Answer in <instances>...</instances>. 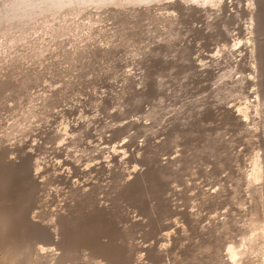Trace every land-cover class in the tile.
<instances>
[{
  "label": "rangeland",
  "instance_id": "374dc122",
  "mask_svg": "<svg viewBox=\"0 0 264 264\" xmlns=\"http://www.w3.org/2000/svg\"><path fill=\"white\" fill-rule=\"evenodd\" d=\"M5 1L3 252L19 248V264H224L233 249L235 264L264 260V178L250 181L264 161V0L77 1L58 15Z\"/></svg>",
  "mask_w": 264,
  "mask_h": 264
},
{
  "label": "bare ground",
  "instance_id": "6f19581e",
  "mask_svg": "<svg viewBox=\"0 0 264 264\" xmlns=\"http://www.w3.org/2000/svg\"><path fill=\"white\" fill-rule=\"evenodd\" d=\"M9 1H13V0H6L5 2H6L7 4H9V3H10ZM16 1H18L17 4H19V0H14L13 2L15 3V5H17V4H16ZM22 1H23V0H20V6H21V4H22V5H23V4H26V3H25V2H26L25 0H24V1H25L24 3H21ZM37 1H38V0H37ZM37 1L35 0L36 3H37ZM40 1H42V0H40ZM43 1H44V3L47 2L48 4H52V5H53V4H54V5H63V4L66 5V4H68V3H71V4H72L73 2H77V1H82V2L84 1V2H86V3H87V2L89 3V2H102V1H106V2L109 3V0H43ZM113 1H114V0H113ZM122 1H123V0H122ZM122 1H121V2H122ZM125 1L128 2V1H130V0H124L123 2H125ZM132 1H133V0H131L130 2H132ZM135 1H136V0H134V2H135ZM140 1H141V2H142V1H145V2H146L147 0H137L136 2L138 3V2H140ZM149 1L152 2V0H149ZM187 1H189V0H187ZM196 1H198V2H202V3H203V2H206V3H207L209 0H196ZM38 2H39V1H38ZM118 2H120V1H118ZM212 2H213V0H212ZM27 3H28V1H27ZM40 3H41V2H40ZM79 3H80V2H79ZM103 3H104V2H103ZM108 3H107V4H108ZM10 4H11V3H10ZM38 4H39V3H38ZM41 4H42V3H41ZM71 4H70V5H71ZM73 4H74V3H73ZM90 4H91V3H90ZM97 4H98V3H97ZM104 4H105V3H104ZM11 5L13 6V4H11ZM20 6L18 5V7H20ZM15 7H16V6H15ZM187 8H188V7H187ZM248 105H249V104H248ZM248 107H249V106H246L245 109H242V110L244 111L243 114H246V115L248 114V112H249V111H248ZM250 108H251V107H250ZM229 111H230V112H231L236 118H238V119H241V118H242V115H241V113H240L241 111L238 112V111H235V110H233V109H229ZM246 115H245V117H246ZM243 117H244V116H243ZM115 156H116V155H115ZM258 156H259V155H258ZM256 159H257V158H255V160L253 159V161H255V163H254V167L252 168V171H251V173H250L251 178H252V179L250 178V179H251L250 181L253 180V182H254V181L257 182V180L259 181L260 179H263V178H264V168H263V165H264L263 163H264V161L262 162V164H263V165H262L261 162H260V160H259V159L256 160ZM258 160H259V161H258ZM261 161H262V160H261ZM13 162H14V161H13ZM14 163H15V162H14ZM14 163H13V164H14ZM9 165H10V163H9ZM13 170H14V169H13ZM17 170H18V169H17ZM19 171H20V170H19ZM9 173H10V172H9ZM13 173H14V172H13ZM18 173H19V172H18ZM18 173H17V174H18ZM139 173H140V172H139ZM139 173H138V174H139ZM10 174H11V173H10ZM139 175H141V174H139ZM143 175H144V173H143ZM143 175H142V176H143ZM135 176H136V175H135ZM142 176H141V177H142ZM141 177H139V178H141ZM3 178H4V177H3ZM6 178H7V177H6ZM8 178H9V177H8ZM135 178H138V175H137V177H135ZM136 180H140V179H136ZM136 180H135V182H137ZM3 181H4V180H3ZM6 181H7V180H6ZM248 181H249V180H248ZM263 181H264V179H263ZM10 182H11V181H10ZM253 182H252V183H253ZM8 184H9V183H8ZM250 185H251V183H250ZM255 185H256V184H255ZM259 185H261V184H259ZM3 186H4V185H3ZM257 188H258V187H257ZM260 189H261V188H260ZM27 190H28V189H27ZM5 191H6V190H5ZM6 192H7V191H6ZM8 193H9V192H8ZM21 193H22V192H21ZM3 195H4V194H3ZM5 195H6V194H5ZM28 195H29V194H28ZM3 197H4V196H3ZM4 198H5V197H4ZM4 198H3V199H4ZM0 200H2V199L0 198ZM18 201H19V200H18ZM1 203H2V202H1ZM3 203H4V202H3ZM10 204H11V201H10ZM15 205H16V204H15ZM3 206H4V205H3ZM17 206H18V205H17ZM4 208H6V207H4ZM8 208H9V207H8ZM8 208H7V209H8ZM16 208H17V207H16ZM8 210H9V209H8ZM1 211H2V210H1ZM11 211H12V210H11ZM16 211H17V210H16ZM4 212H5V211H4ZM8 213H10V212H8ZM72 213H73V212H72ZM2 214H3V213H2ZM57 214H58V213H57ZM0 215H1V214H0ZM4 215H5V214H4ZM11 215H12V214H11ZM13 215H14V214H13ZM62 215H63L62 213H61V214H58V216H61V218H62ZM67 215H68V214H67ZM68 216H69V215H68ZM5 217L7 218L6 215H5ZM63 217H65V216H63ZM1 218H2V217H1ZM1 218H0V219H1ZM3 218H4V217H3ZM52 218H53V217H52ZM4 219H5V218H4ZM31 220H32V218H31ZM33 220H34V218H33ZM49 220H50V219H49ZM55 220H56V219H55ZM60 220H61V219L58 217V219H57L56 221L59 222ZM62 220H63V219H62ZM69 220H71V219H69ZM258 220H259V219H258ZM2 221H4V220H2V219L0 220V240H1V241H0V264H16L18 261L20 262V260H18L19 258H20V259L22 258V260H23L25 257H22V256H24V255H22V254L20 253V251H19V253H18L17 250H18L19 248H18L17 250H14V251L16 252V254H13V255H11V254L13 253V252H12L13 250L11 251V249H10V251L8 252L9 249L7 250V247L4 248V245H3V244H4L5 242L2 241L3 239H2V237H1V235H2V231L4 232V228H5V226H6L7 224H5L4 228H2L3 225H4V222H5V221H4V222H2ZM10 221H12V220H10ZM13 221H14V220H13ZM39 221H40V220H39ZM39 221H38V220H37V221L34 220V221H31V222H36V223L38 224ZM259 221H260V220H259ZM261 221H262V220H261ZM8 222H9V221H8ZM8 222L6 221V223H8ZM15 222H16V221H15ZM41 222H42V221H41ZM60 222L62 223V221H60ZM27 223H28V222H27ZM36 223H35V224H36ZM54 223H55V224H53V223L47 224V226L50 228L49 225L53 224L52 226H54V225L58 224V223H56L55 221H54ZM61 223L59 224L58 229H60L59 227L62 226ZM30 224H31V223H30ZM40 224H41V226L39 225L40 227H39V226L37 227V225H36V228H35V229L37 230V232H38V230L42 227V223H40ZM258 224H261V222H258ZM258 224H257V227L259 226ZM8 225H9V224H8ZM12 225H13V224H12ZM12 225H10V226H12ZM31 225H32V224H31ZM63 225H64V224H63ZM67 225H68V224H67ZM44 226H45V229H44ZM261 227H263V225H261ZM16 228H17V227H16ZM38 228H39V229H38ZM51 228H54V227H51ZM65 228H66V227H65ZM2 229H3V230H2ZM12 229H13V227H12ZM21 229H22V227H21ZM41 229L46 230V224L43 225V228H41ZM41 229H40V232H41ZM61 229H63V226H62ZM61 229H60V230H61ZM256 229H257V228H256ZM260 229H263V228H259V230H260ZM6 230H7V229H6ZM48 230H49V229H48ZM51 230H53V229H51ZM51 230H50V231H51ZM56 230H57V226H56ZM60 230H59V232L61 233ZM65 231H66V230H65ZM262 231H263V230H262ZM13 232H14V231H13ZM13 232H11V233H13ZM59 232H58V233H59ZM67 232H68V230H67ZM67 232H64V233H67ZM259 232H260V231H259ZM6 233H9V232L7 231ZM11 233H10V234H11ZM51 233H52L51 237H52V239L54 240V243H56V240H57V242H58L57 245H59V244L61 243V240H63V239L59 238V235H58V238L60 239V243H59V241H58V239H57V234H58V233L55 232L54 230H53V232H51ZM60 233H59V234H60ZM262 233H264V232H262ZM13 234H14V233H13ZM21 234H22V233H21ZM36 234H38V233H35V235H36ZM45 234H46V233H45ZM255 234H256V233H255ZM260 234H261V233H260ZM260 234H259V235H260ZM25 235H26V234H25ZM27 235H28V234H27ZM31 235H32V234H31ZM33 235H34V234H33ZM41 235H42V233H41ZM64 235H65V234H64ZM68 235H69V234H68ZM2 236H3V235H2ZM15 236H16V235H15ZM48 236H49V235H48ZM60 236H61V235H60ZM65 236H66V235H65ZM260 236H261V235H260ZM8 237H9V236H8ZM10 237H11V236H10ZM33 237H34V236H33ZM62 237H63V235H62ZM73 237H74V236H73ZM253 237H256V236H253ZM253 237H252V239H253ZM262 237H263V236H261V237L258 236L257 238H262ZM16 238H17V237H16ZM36 238H37V237H36ZM46 238H47V237H46ZM68 238H69V237H68ZM66 239H67V238H66ZM9 240H10V239H9ZM20 240H21V238H20ZM20 240H19V242L22 241V240H21V241H20ZM23 240H24V239H23ZM71 240H72V239H71ZM253 240H254V239H253ZM255 240H256V239H255ZM255 240H254V242H257V244H258V241H257V240L255 241ZM4 241H6V240L4 239ZM13 241H15V240H13ZM24 241H25V240H24ZM44 241H45V240H44ZM46 241H47V240H46ZM261 241H262V239H261ZM261 241H260V242H261ZM263 241H264V240H263ZM1 242H3V244H2ZM15 242H16V241H15ZM17 242H18V241H17ZM22 242H23V241H22ZM27 242L29 243V241H27ZM13 243H14V242H13ZM13 243H10V242L8 241L6 245H8V244H13ZM72 243H73V242H72ZM14 244H15V243H14ZM18 244H19V243H18ZM21 244H22V243H21ZM21 244H20V245H21ZM26 244H27V243H26ZM46 244H47V242H46ZM49 244H50V243H49ZM63 244H64V243H63ZM63 244H62V245H63ZM82 244H83V243H82ZM257 244H255V245H257ZM263 244H264V243H263ZM6 245H5V246H6ZM22 245H23V244H22ZM24 245H25V243H24ZM33 245H36V244L34 243ZM251 245H252V244H251ZM255 245H253V246H255ZM8 246H9V245H8ZM17 246H19V245H17ZM60 246H61V244H60ZM63 246H64V245H63ZM263 246H264V245H263ZM10 247H13V245H10ZM10 247H8V248H10ZM14 247H16V246H14ZM25 247L27 248L28 246L25 245ZM42 247H43V246H42ZM58 247H59V246H58ZM258 247H259V246H257V247L255 246V248H257V249H258ZM31 248H32V247H31ZM35 248H36V247H35ZM37 248H38V247H37ZM37 248H36V249H37ZM44 248H46V247L41 248V250L44 249ZM59 248H60V247H59ZM62 248H63V247H62ZM62 248H61V249H62ZM251 248H252V247H251ZM260 248H261V247H260ZM29 249H30V248H29ZM235 249H236V248H235ZM253 249H254V247H253ZM4 250H7L8 253L11 252L10 255H9L8 253H6L8 256H10V258H9V257H8V259H5V258H7V257L3 258V257H4V255H3V253H4L3 251H4ZM44 250H46V251H44ZM44 250H42V254H43L44 252L47 253V256L44 255V256H45L44 258H46V257L48 258V257L51 255L50 259H51V260H54V254L56 255V250H55V252L52 251V252H54V253H52V254L49 253V251L51 252L52 248H51V250L49 249V251H47V249H44ZM53 250H54V249H53ZM68 250H69V249H68ZM238 250H239V249H238ZM238 250H234V249H233L232 251L230 250L231 252L229 251L230 253H228V254H230V259H222V262H223L224 264H235V261H236V262H239V261H237V260H239V259H237L238 256H239L240 254H241V255H242V254L244 255L245 253H244V251H240L241 249H240L239 251H238ZM242 250H243V249H242ZM248 250H249V249H248ZM26 251H27V250H26ZM34 251H35V250H34ZM39 251H40V250H39ZM101 251H102V250H101ZM252 251H253V250H252ZM252 251H251V252H252ZM256 251H257V250H256ZM256 251H255V253H256ZM263 251H264V250H263ZM5 252H6V251H5ZM15 252H14V253H15ZM29 252H30V251H29ZM58 252H59V251H58ZM61 252H62V251H61ZM103 252H104V250H103ZM258 252H259V251H258ZM24 253H25V252H24ZM24 253H23V254H24ZM36 253H37V252H36ZM39 253H40V252H39ZM111 253H112V252H111ZM246 253H247V252H246ZM252 253H253V252H252ZM263 253H264V252H263ZM4 254H5V253H4ZM6 254H5V255H6ZM19 254H21L22 256L19 255ZM26 254H27V253H26ZM26 254H25V255H26ZM28 254H29V253H28ZM44 254H45V253H44ZM58 254H60V253H58ZM58 254H57V255H58ZM2 255H3V256H2ZM30 255H31V254H30ZM30 255H29V256H30ZM35 255H36V254H35ZM37 255H38V253H37ZM57 255H56V256H57ZM62 255H64V254H62ZM241 255H240V256H241ZM243 255H242V256H243ZM258 255H260V254H258ZM261 255L263 256V254H261ZM20 256H21V257H20ZM40 256H41V253H40ZM42 256H43V255H42ZM52 256H53V258H52ZM59 256H60V255H59ZM66 256H67V255H66ZM262 256H261V257H262ZM35 257H36V256H35ZM37 257H39V256H37ZM37 257H36V259H37ZM256 257H257V256H256ZM261 257H260V258H261ZM42 258H43V257H42ZM47 258H46V259H47ZM240 258H241V257H240ZM258 258H259V256H258ZM26 259H27V257H26ZM263 259H264V258H263ZM24 260H25V259H24ZM29 260H30V259H29ZM33 260H34V259H33ZM51 260H50V261H51ZM56 260H59V258L56 259ZM240 260H241V259H240ZM249 260H251V259H249ZM258 260H259V259H258ZM26 261H27V260H26ZM26 261H25V262H26ZM35 261H36V260H35ZM35 261H34V262H35ZM46 261H49V260L47 259ZM50 261H49V262H50ZM54 261H55V260H54ZM30 262H33V261L30 260ZM42 262H43V261H42ZM248 262H250V261H248ZM21 263H22V262H21ZM38 263H40V262H38ZM50 263H51V262H50ZM50 263H49V264H50ZM52 263H53V262H52ZM250 263H251V264H264V260H262V258H261V260L258 262V261H255V259H254V260L252 259V262H250ZM17 264H19V263H17ZM24 264H25V263H24ZM26 264H29V262H28V263L26 262ZM30 264H31V263H30ZM32 264H34V263H32ZM58 264H59V263H58ZM247 264H248V263H247Z\"/></svg>",
  "mask_w": 264,
  "mask_h": 264
},
{
  "label": "clouds",
  "instance_id": "9594fccd",
  "mask_svg": "<svg viewBox=\"0 0 264 264\" xmlns=\"http://www.w3.org/2000/svg\"><path fill=\"white\" fill-rule=\"evenodd\" d=\"M35 7L42 8L45 11V13H47L49 9H52L53 13L55 15H58L60 10H62L64 7H68V5H52L48 3H43V4H37L35 5Z\"/></svg>",
  "mask_w": 264,
  "mask_h": 264
}]
</instances>
